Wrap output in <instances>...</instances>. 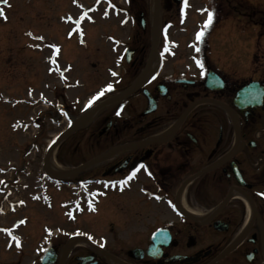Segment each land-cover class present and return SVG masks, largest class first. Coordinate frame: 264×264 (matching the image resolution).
I'll use <instances>...</instances> for the list:
<instances>
[{
	"label": "flooded vegetation",
	"instance_id": "flooded-vegetation-1",
	"mask_svg": "<svg viewBox=\"0 0 264 264\" xmlns=\"http://www.w3.org/2000/svg\"><path fill=\"white\" fill-rule=\"evenodd\" d=\"M117 2L145 27L141 25L122 48L120 65L125 63V68L117 72L112 90L89 105L94 93L107 88L102 86L80 104L86 96V77H95L73 78V65L66 61L60 66L56 51L48 61L52 82L46 90L51 94L38 124L43 130L61 128L51 139L77 124L89 109L96 115L75 126L60 143L55 152L69 144L63 157L58 153L47 162L43 158L37 180L26 183L25 168L4 181L5 198L14 187L30 189L31 200L50 210L53 197L61 194L58 206L65 220L61 227L50 220L41 226L12 224L4 229L7 244L20 251L37 244L34 264H42L45 256L51 261L47 264H264V97L262 104H255L260 86L264 89V64L252 62L246 77H232L213 64L212 41L196 39L191 50L203 64L197 78L167 76L163 67L148 74L154 58L141 40L157 19L178 16L187 33L188 17L202 13L205 23V9L214 12L211 38L219 18L220 23L232 15L244 19V0ZM128 48L133 50L130 61ZM65 50L75 54L72 46ZM158 52L166 64L167 48L159 44ZM211 72L219 79H209ZM254 82V99L244 98L240 108L235 104L238 91ZM135 84L138 90L126 94ZM73 87H78L76 93ZM45 132L28 143L36 153ZM76 158L79 164L63 168L66 159L73 164ZM49 162L59 173H51ZM44 164L50 165L49 172ZM34 195L38 199H32ZM11 204L19 208L27 202L20 198ZM13 237L19 239V247ZM10 262L22 264L20 259Z\"/></svg>",
	"mask_w": 264,
	"mask_h": 264
},
{
	"label": "rangeland",
	"instance_id": "rangeland-1",
	"mask_svg": "<svg viewBox=\"0 0 264 264\" xmlns=\"http://www.w3.org/2000/svg\"><path fill=\"white\" fill-rule=\"evenodd\" d=\"M94 1L7 0V3H4L3 0H0V9L3 12V15H0V183L1 179H8L10 176L15 178L25 168H28L26 169L28 175L25 174L27 175L25 182L37 180L36 177L41 173V162L48 139L61 129L60 127L54 129L47 127L46 130H43L40 127L32 131H16L12 127V123L15 121L29 120L31 117H35L40 109H45L43 104L22 105L19 100L32 97L28 94L30 88H35L36 97L40 91L44 92L46 96H50L51 93L46 90L52 82V76L48 73L50 71L48 61L54 53L56 54L57 48L59 51H57L58 57L55 61H60L62 64H59L60 66H63L66 61L71 62L73 78L80 79L82 77L84 79L86 75L90 76L91 74L95 77V81H92L94 78L86 77L84 91L86 96L82 98L81 104L103 85L114 83L113 73H117L121 66L119 52L130 42L135 31L142 30L139 22L136 23L131 16L128 22H121L127 13L121 9L124 4L110 6L104 4L106 3L104 1H99L94 5ZM113 1L117 3L118 0ZM244 5V19L232 15L221 25L220 19L222 18L216 21L215 25H220V28L213 36V48L210 51V57L214 61L215 67L232 77H246L245 75L251 73L249 68L252 60L264 64V0H244ZM82 15L86 16L84 20H80ZM173 19L175 21H169V26H164L166 22L160 21V30L163 26L168 29L167 40L159 34L160 45L162 48H168L174 52V55H170L172 57H167L168 62L163 73L167 76L185 75L197 78L203 68L193 62L192 58L195 57V52L187 50V45L194 44L192 42L195 41L194 33L203 26L204 15L193 13L188 17L189 32L187 33L184 26H181V22L178 21V16ZM154 23L147 26L149 32L147 35L143 34L141 38L143 43L150 47L149 51H152L156 39ZM209 29L210 26L204 30L206 34L204 33L202 40L210 41L212 39V36L210 38L208 35ZM67 35L73 37L68 38ZM79 35L83 36L81 41L76 38ZM109 36H113L115 39L112 40ZM171 40L179 42L178 48L170 45L169 41ZM48 45H55L56 51ZM67 46L73 47L74 55L66 54L65 47ZM252 51L255 52L253 59ZM92 62L97 63L99 67L93 66ZM124 68L125 63L119 70L123 71ZM36 79L38 81L35 83ZM27 82L31 86H28ZM72 90L73 93H76L78 89L73 87ZM45 115L47 116L45 122L49 124V111ZM84 115L85 113L80 116ZM42 131L46 132L39 138L42 147L40 152L37 151V154L36 150L30 149L28 143L34 141L37 133ZM70 140L72 141V138ZM67 146L69 144L67 145L65 142L62 148L66 149ZM65 149L56 151L54 158L55 156L57 158L58 153L59 157H63ZM51 161L53 162V159ZM76 161H78L77 158L72 164L71 160L66 159V165L64 164L63 168H72L79 164ZM57 163L61 165L60 160ZM49 164L51 165V162ZM51 166L55 171V166ZM5 171H7L6 174ZM2 187L4 191L3 194H0V208L3 210L0 211V227L2 225L11 226L24 217L27 220L23 227H28L32 222H38L41 226L49 220L54 221L60 227L62 226L65 219L62 209L58 206L62 200L61 194L59 197H53L55 199L54 206L50 210L31 200L28 196L30 189L14 187L13 193L5 198V184L0 186L1 192ZM20 198L24 199L27 205L21 207L17 212L10 210L11 202ZM33 230L34 228H31V231ZM42 233L41 230L40 235ZM38 247L37 244L28 245L20 251L14 245L7 244V239L0 233V264L3 261H9L11 264L10 260L18 259L22 264H34L38 256L36 253Z\"/></svg>",
	"mask_w": 264,
	"mask_h": 264
},
{
	"label": "snow or ice",
	"instance_id": "snow-or-ice-1",
	"mask_svg": "<svg viewBox=\"0 0 264 264\" xmlns=\"http://www.w3.org/2000/svg\"><path fill=\"white\" fill-rule=\"evenodd\" d=\"M4 3H7V0H3ZM185 3H186V0H185ZM204 11H207V20L205 21L204 23V26L203 28L201 29L200 32L197 33L196 35V39L197 40H201L203 38V35H204V29H206L207 27H209L211 24H212V21H213V18H214V12L213 11H210V10H207L205 9ZM0 15H3V12H2V9H0ZM40 39H42V37H40ZM199 49H197L198 51ZM57 51H59V49L57 48ZM197 64L203 68V64L200 63L199 61H197ZM113 75H116V73H113ZM112 90V86L111 85H108L107 88L105 90H101L100 93H98L96 96H94L92 98V100L89 101V105H91V103H93L96 99H99L100 96L104 95V91H111ZM143 167V165L141 166ZM138 171V169H137ZM135 175V173L132 174V176H129L128 179H131L133 176ZM127 181H123V182H120V183H126ZM90 208L94 211V207H92V205H90ZM91 239V237H89ZM14 240H16V243H17V246L19 247L20 246V243H19V239L16 238V237H13Z\"/></svg>",
	"mask_w": 264,
	"mask_h": 264
},
{
	"label": "water",
	"instance_id": "water-1",
	"mask_svg": "<svg viewBox=\"0 0 264 264\" xmlns=\"http://www.w3.org/2000/svg\"><path fill=\"white\" fill-rule=\"evenodd\" d=\"M247 91H249V87L248 88H245L244 90H242L238 96V101L241 99V98H244V95L247 93ZM262 95L263 93L259 96L260 99L262 98ZM48 260L47 259H43V263L45 264Z\"/></svg>",
	"mask_w": 264,
	"mask_h": 264
},
{
	"label": "bare ground",
	"instance_id": "bare-ground-1",
	"mask_svg": "<svg viewBox=\"0 0 264 264\" xmlns=\"http://www.w3.org/2000/svg\"><path fill=\"white\" fill-rule=\"evenodd\" d=\"M155 26H156V29H159L160 28V22H155ZM155 66H156V64H155ZM151 70H153V69H151ZM93 111V109L92 110H89V112H92ZM90 114V113H89ZM89 116L86 114L85 115V118H88Z\"/></svg>",
	"mask_w": 264,
	"mask_h": 264
}]
</instances>
